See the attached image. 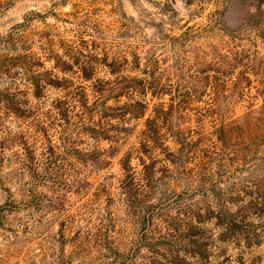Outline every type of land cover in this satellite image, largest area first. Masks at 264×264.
<instances>
[{
	"label": "clouds",
	"instance_id": "9594fccd",
	"mask_svg": "<svg viewBox=\"0 0 264 264\" xmlns=\"http://www.w3.org/2000/svg\"><path fill=\"white\" fill-rule=\"evenodd\" d=\"M0 264H264V0H0Z\"/></svg>",
	"mask_w": 264,
	"mask_h": 264
}]
</instances>
